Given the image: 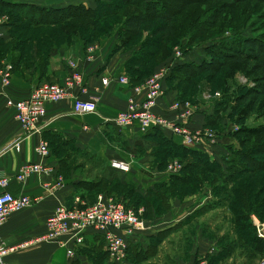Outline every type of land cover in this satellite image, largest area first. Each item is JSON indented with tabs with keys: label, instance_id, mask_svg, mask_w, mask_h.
<instances>
[{
	"label": "crops",
	"instance_id": "obj_1",
	"mask_svg": "<svg viewBox=\"0 0 264 264\" xmlns=\"http://www.w3.org/2000/svg\"><path fill=\"white\" fill-rule=\"evenodd\" d=\"M17 1L55 8L71 4L95 8L97 4V0ZM120 26L116 24L93 42L86 41L81 36L69 42L65 40L63 33L60 37L48 34L50 31L56 33L58 30L62 31L64 26L61 24H45L36 18L30 23L26 21L24 29L26 34L30 31L40 34V38L28 35L23 40V53L17 55V66L8 84L3 82L0 73V177L10 178L6 190L13 195H28L38 199L33 205L12 213L0 227V238L4 244L12 248L5 256L8 262L88 264L87 255L82 249L103 243L102 236L93 230L88 231L84 244L78 248L75 245V234H67L59 239L42 238L46 232V221L57 206L62 204L72 206L77 199L90 203L96 198L95 189L84 186L85 182L92 179L85 176L81 167H71L65 163L64 150L69 146L96 157L107 167L113 159L129 163L130 170L123 174V181L135 186L142 195L158 185L166 184L168 187L171 177L181 174L182 168H169L176 158L170 159L166 166H161L157 161L154 151L160 142L155 134L142 129L139 122L121 126L115 121L118 114L127 106L130 96V92L118 82V78L125 74L129 77L135 76L128 70V61L141 47L135 38L122 37ZM10 28L7 19L0 26V40L4 41L3 43L10 39ZM91 45L95 46V50L92 58L87 59L88 47ZM12 57L10 53L5 57L0 52V70L5 63H12ZM67 57H75L81 64L80 69L83 71L87 88V92L81 95L82 98L99 96L97 111L85 115L76 114L73 111L74 97L49 102L46 104L45 126L42 131L24 139L20 150L15 148L3 150L5 145L24 133L20 123L15 119L14 110L7 106V100L25 99L37 85L47 80L62 82L69 73L66 66ZM183 60H186V57ZM134 67L139 68V64L135 63ZM135 77L138 81L139 77ZM105 78L110 80L108 85L103 83ZM80 93L81 88L78 87L75 95ZM179 96V89L174 84L167 83L156 111L172 117L169 105ZM222 112L214 115L213 107H204L191 123L193 130L212 125L216 127L214 129L217 130L218 137L214 143L202 139L193 145H185L179 136L170 133H166L165 136L177 144L204 153L211 161L223 163L224 158L230 153V148L235 149L240 140L233 131L231 118ZM42 139L47 140L50 145L49 155H41L35 149ZM29 163H40L50 168V171L32 173L23 181H18L17 172L23 165ZM181 165L183 167V164ZM2 189L0 186V190ZM92 195H95L94 198ZM213 200V191L209 187L202 188L196 194L170 198L168 209H164L161 214H155L150 229L133 237L134 241L146 248L159 232L169 230L158 242L157 253L154 255L156 257L166 241L173 240L171 236L182 232L181 228L192 221L194 229L192 228V233L187 235L185 253L183 256L172 254L173 261L169 264H198L203 259H206L208 264H263L264 251L252 255L245 254L235 247L226 251L221 241L228 233L220 237L207 233L209 227L201 222V216L228 206L225 203L212 204ZM252 217L258 219L256 215ZM73 247L76 254L70 256L68 249ZM123 264L131 263L128 260Z\"/></svg>",
	"mask_w": 264,
	"mask_h": 264
},
{
	"label": "rangeland",
	"instance_id": "obj_2",
	"mask_svg": "<svg viewBox=\"0 0 264 264\" xmlns=\"http://www.w3.org/2000/svg\"><path fill=\"white\" fill-rule=\"evenodd\" d=\"M102 1L113 4V7L119 10V14L100 21L97 19L96 22H94L93 18L74 17L67 21V25L71 26H64L62 31L58 30V33L50 31L48 32L49 36L60 37L63 33L65 40H71L73 38L71 36H76L81 33V28L90 25L94 28L88 31L83 30L82 36L87 41L92 42L94 38H98L102 35L106 29L108 30L116 24L121 25L124 21V13L141 12V7L144 5V1H142V4L139 3L140 6L138 5V2H135L137 3L136 5L126 3L127 1L131 2L134 0ZM165 4L166 9H169L171 13L175 11L180 12V14H177L175 17V24L179 27V33L174 36L155 34L156 26L161 23L160 20L155 19L152 20L149 29L142 31L139 37L143 40L144 44L149 42L155 44L157 39H161L162 41L161 45L155 47L158 52L157 55L154 58H151L148 64L144 66L147 74H153V72L163 65L168 58L173 56L176 50H181L186 53V60L183 61L200 63L204 59L209 60L214 57L212 56L213 54L209 53V48L214 46L223 48L225 44H237V47L240 48V50L238 49L239 51L227 49L226 51L229 53L228 56L217 57L218 60L215 62L213 68H206L204 72L201 73L202 75L200 74L196 79L188 76L190 80L187 81L186 79L188 78L185 76L187 74L181 73V79H175L171 82V84L175 83L178 85L181 90L187 85L186 87L189 88L187 91H189L190 94L198 93V91H201L202 93L207 89L213 91L214 89H219L222 92V98L225 99V103L221 108L223 110L222 113L231 118V122L233 123L231 124L234 125L233 131L240 140L239 144L235 146V149L230 148V153L227 156L230 157V160L234 161V159H231L234 155L232 153L233 149L248 150L256 147L257 144L264 143V0H165ZM98 8L99 10H102V7L98 6ZM0 11H3L0 12V17H5L8 24L11 25L10 39L7 40L3 46H0V52L3 56L6 57L7 54L14 50L15 46V54L18 53L17 51L19 49H17V47L19 48L21 41L28 35H31L34 38H40V34H35L30 31L26 34L23 30L24 20L21 17L19 18L17 13L14 14V10L8 11L7 8H0ZM71 11L75 13H90V11H87L86 9L85 11H77L76 9H72ZM210 11H221L218 16V22L212 28L205 30V32L195 39V41L188 44L190 34L186 33V30L181 27L183 21L197 17L204 19ZM99 12L101 11H96L94 14L97 15ZM95 17L97 18V16ZM246 38L255 39L256 43L245 45L243 44V39ZM138 39L135 41L139 43ZM240 40L242 41L241 43H239ZM185 48H190V50L187 51ZM150 49L151 47L149 46H146L143 50L142 48H139L137 53L142 57H147ZM184 92L186 94L185 89ZM251 127H257V129L260 128L261 131L250 129ZM261 127L263 128L261 129ZM211 128L214 129L216 127L212 125ZM242 128L244 131H241ZM158 137L162 147H165L164 145L170 147L168 149L179 156L181 155L179 153H184L180 148L169 146L164 137ZM65 151L72 155V158L70 159L71 165L81 167L82 172L86 177L89 176L88 178H90V180L93 179L97 183L100 181V187L97 186L95 195H97L98 192L101 193L100 190L113 189V192H115L116 195L123 196L130 205L137 207L136 209H143V217L148 221L149 225H153V220L155 219L154 214H161L164 212L162 207L157 206L158 200L156 196L147 193L140 199V193L133 192L131 188L132 184L128 185V183H126V186L120 185L121 182L119 181H123V174L126 172L119 170V173H113L112 170L107 168L105 163H101L96 157L78 151L71 146L65 149ZM160 154H162V152L159 153V155ZM261 155L264 157V154ZM163 157L164 156L160 155L159 158V161L162 164L167 161L169 162V160L172 159H165ZM235 159H237V157H235ZM176 160L182 164L178 158H176ZM235 164V168L231 169V171L238 173V169H240L243 164L240 163V160H236ZM247 176L248 174H243L234 182L231 181L226 185L224 182V176H215L214 173L209 172L205 175L206 180H204L203 183L196 182L190 186V190H192L191 194H196L202 188L209 187L214 195L212 204H217V201L221 200L227 203L226 201H230L229 199H232L231 203L234 204L235 201L237 202V195L238 197L240 195V191L237 192L236 189L240 190V187L246 191L243 183L249 182ZM213 177H217L218 181H213ZM233 189L235 190L231 192ZM180 190H182V194L188 192V190L184 188ZM249 193L251 194L249 201L253 204L251 209L254 210V208H256L255 203L259 200L261 201L262 196L258 197V193L252 191H249ZM229 194L232 195L227 197ZM146 204H150L151 206L152 210L149 213ZM227 205L228 206L225 209H215L201 216V222L204 223V226H208L210 229H208L207 233L216 237L228 233V239L221 241V243L227 244L229 241H236L235 247L240 251H244L245 254H248L249 251L253 249L263 252L264 244H255L252 241H248L247 243L248 237L244 238L240 232L241 220L233 222L234 213L230 211L231 204L227 203ZM262 210L264 212V208H262ZM261 213L259 215L264 218V213H262V215ZM192 228L194 229V224L191 221L181 228L182 232L175 233L171 236V239L173 240L166 241L158 256L154 257L153 255L154 258L151 256L144 261H138L136 264H169L173 261L174 256H183L188 242L187 235L192 233ZM244 229H241L243 235L244 231L247 230L254 233L252 225H250V227H244ZM241 239L244 243H241ZM244 239H246V242ZM153 244L157 245L158 240L151 239L150 244H148L146 248L149 249ZM82 252L87 255L86 260L88 261V264L111 263L107 259L103 243H96L91 248L85 247L82 249ZM172 254L175 255L172 256Z\"/></svg>",
	"mask_w": 264,
	"mask_h": 264
},
{
	"label": "built area",
	"instance_id": "obj_3",
	"mask_svg": "<svg viewBox=\"0 0 264 264\" xmlns=\"http://www.w3.org/2000/svg\"><path fill=\"white\" fill-rule=\"evenodd\" d=\"M5 21V17H0V26ZM94 50V45L88 47L87 59L92 58ZM185 55V52L176 50L167 62L139 84L132 85L127 74L118 78V82L130 92L127 106L115 119L118 125L127 126L139 122L144 130L158 128L174 136H179L185 145H193L202 139H206L209 143L216 141L218 133L215 129L207 126L200 130H193L191 123L204 110V107L212 108L214 103L222 98L221 91L207 89L196 101L175 99L169 105V110L173 113L172 117H167L156 111L159 100L164 95L167 78L176 63L185 59ZM66 66L69 73L62 82L48 80L37 85L25 99L9 98L7 100V106L14 110L15 119L20 123L24 133L5 145L3 150L8 148L20 150L24 139L42 131L45 126L46 104L49 102H59L74 97L73 111L76 114L85 115L97 111L99 96L87 99L81 96L87 92V88L78 59L67 57ZM13 72L14 67L11 62L3 65L0 73L5 84L10 82ZM109 82L108 78L103 79L105 85H108ZM78 87L81 88V93L75 95V90ZM35 149L44 156L51 153L50 145L45 139H42ZM110 165L116 170L124 172L130 170V164L120 159H113ZM169 168L181 169L182 165L175 160L169 165ZM42 171H50V168L40 163L25 164L17 172L16 179L23 181L30 174ZM9 182L10 178L0 177V186L3 187L0 190V227L6 223L12 213L19 212L38 201L37 198L28 195H13L6 190ZM127 204L126 201L120 200L114 194L101 192L90 203L77 199L72 206L59 205L55 212L48 217L45 224L46 232L42 238L59 239L67 234H75V245L78 248L84 244L88 231L93 230L102 236L110 261L122 264L127 258L128 247L130 241L134 239L133 237L151 227L143 217V209H136ZM254 221L258 236L264 239V223L258 219H254ZM11 250L12 248L4 244L0 238V264H14L5 260L6 254ZM68 254L75 255V247L68 249ZM198 264H208V261L203 259Z\"/></svg>",
	"mask_w": 264,
	"mask_h": 264
},
{
	"label": "trees",
	"instance_id": "obj_4",
	"mask_svg": "<svg viewBox=\"0 0 264 264\" xmlns=\"http://www.w3.org/2000/svg\"><path fill=\"white\" fill-rule=\"evenodd\" d=\"M142 1H144V5H143V7H141L142 8L141 12H136V13L126 12L123 14L124 21L119 28V31H120L122 37H124L126 39L127 38H135V39L140 38L139 36L142 33V31L149 29L151 27L152 20H154V19L161 21V23L159 25H157L155 28V34H157V35L163 34L164 36H174V35L179 33V31H178L179 27H178V25L176 26V24H175V17L177 16V14H180L179 11H175V12L171 13L169 11V9H166L165 0H134L131 2L127 1L126 3L136 5L137 3H135V2H138V5H139V3L142 4ZM0 6L7 8L8 11L14 10L13 11V12H15L14 14L17 13L19 18L20 17L23 18L24 29L26 27V21H28L30 23L31 21H34L35 18L39 19L41 22H43L45 24H61L63 26L68 27L71 25H67V21L70 20L71 18H74V17L93 18L94 22H96L97 19H99V21H100V20H103V19H106V18H109L111 16H115V15L119 14V10H117L115 7H113V4H111L109 2H103L102 0H97V7H95V8L86 7L83 4H71V5H67L64 7H58V8L42 7V6H39L35 3L19 2L17 0H0ZM98 6L102 7V10H99ZM72 9H76L77 11H85V9H86L87 11H90V13L89 14H85L84 12L83 13H81V12L75 13V12L71 11ZM96 11L97 12L101 11V12H99V14L96 15V14H94V12H96ZM220 12L221 11H210L209 14L204 17V19H202L201 17H197L194 19L191 18L189 20L183 21L181 27H183L186 30V33L190 34V39H189L188 44L195 41V39H197L201 34H203L205 32V30L215 26L216 23L218 22V16H219ZM95 16H97V18ZM92 28H94V27L90 26V25H88V26L86 25L85 27L81 28V33L79 35L77 34L76 36H71V37L75 38L77 36H81L84 39V37L82 36L83 30L88 31V30H92ZM108 30L106 29V31H108ZM106 31H104V32H106ZM98 38L96 37V38H94V40H96ZM23 40L21 41L19 48L17 47V49H19L17 52L20 53V55L23 53V50H24L23 43H22ZM71 40L68 39L66 41L70 42ZM94 40H92V42ZM138 40H139V43L141 44L140 48H142V50L144 48H146V46L151 47V49L149 50V52L147 54L149 57L148 56L142 57V56H140L139 53H136L128 61V70L130 72L134 73L135 76L139 77L138 81H136L135 76H133V75L130 76V80H131L132 85H136V84L143 82L144 79L151 74V73L147 74V71H145L144 66H146L148 64V62L151 60V58H154L157 55L158 52H157V49L155 47L162 44L161 39H157L155 41V44L154 43L152 44L150 42L144 44V42H143V40H141V38ZM3 42L4 41L0 40V46H3V44H4ZM89 42H91V41H89ZM241 42L242 41L240 40L239 43H241ZM251 43H256L255 39H251V38L243 39V44L248 45ZM227 49H230V50L232 49L235 51H237L238 49L240 50V48L237 47V44L236 45L225 44L223 48H219V46H214L212 48H209V51H210L209 53L213 54L212 56H214L213 58H210L209 60L204 59L200 63H190V61H183V60L182 61L184 63L181 61L177 62L176 65L173 67V69L170 73V76L167 78L165 85H167V83H169V82L170 83L173 82V80H175V79H181V77H182L181 73L187 74V75H185L187 78H188V76H191L195 79L198 78L200 76V74L204 72V70L206 68H213V66L215 65V62H217V60H218L217 57L228 56L229 53H227L228 52V51H226ZM15 50H16V46L14 47V50L10 52V54H12V56H13L12 57V64H13L14 70L17 66V60L16 59H17V55H18V53L15 54V52H16ZM185 50L188 51V50H190V48H185ZM170 58H168L165 62H167ZM214 58H216V59H214ZM135 63L139 64V68L134 67ZM186 80L188 81L190 79L188 78ZM174 86L177 89H179V86L176 85L175 83H174ZM186 86L187 85H185V87H184L186 94L184 92V89L183 90L179 89L180 96L176 99L196 101L197 99H199L201 97V95H202L201 91H198V93H195V94H190V92L187 91V89H189V88H187ZM215 90H219V89H214V91ZM224 103H225L224 98H221L220 100H217L214 103V105H213V109H214L213 114L214 115L217 112L220 113L221 111H223L221 108H222ZM262 128L263 127H261V129ZM250 129L261 131L260 128L257 129V127H251ZM241 131H244V129L242 128ZM148 133L155 134L157 136V139L159 142H160V140H159L158 136L164 137L166 143L169 146L180 148L184 152V153H179V154H181L180 156L175 154V153H172L168 149L170 147H167L166 145H164L165 147H162L161 142L159 143L160 144L159 147L156 148L154 151V153L157 155V161L158 162H160L159 158L161 155V156H164L163 158H165V159H167V158H169V159L170 158H178L183 164L181 174L172 176L171 180H170V184L168 187L166 186V184H163V185L156 186L155 189L149 190L148 194L154 195L157 197V200H158L157 206L158 207H162L163 209H168L170 198L182 197V196L191 194L192 190H190V186L196 182L203 183V181L206 180L205 175L209 172L214 173L215 176L216 175L217 176L219 175L220 177L224 176L225 177L224 182L226 183V185L229 184L231 181L234 182L235 180H237V178L239 176H241L243 174H248L247 178L249 179L248 180L249 182L243 183L244 187L246 188V191L243 188L239 187L240 190L236 189L237 192L240 191L239 197L237 195V202L235 201V203L233 202L234 204H232L231 203L232 199H229V198L228 199L230 201H226V202L228 204H231L230 211L234 213L233 222L241 220L240 232H241L242 236H244V238L248 237L247 243H248V241H252L255 244H264V239L258 236L257 227H256L255 221L252 217L253 215H256L259 220L264 221V218H262L259 215L261 212L264 213L262 210V208H264V157H262V155H261V154H264V143L257 144L256 147L250 148L248 150L247 149L233 150L232 153L234 155L232 154L233 157L231 159H234V161L230 160V157H227V158L225 157L223 160V163H221L218 161H211L209 159V157L207 155H205L204 153H201L199 151H195V150L190 149L184 145H180V144H177V143L169 140L168 137L165 136L167 132H165L161 129L152 128V129L148 130ZM76 150H78V149H76ZM161 152H162V154L159 155V153H161ZM83 153H85V152H83ZM64 155L66 156L65 163L72 167L73 165H71V163H70V159L72 158V155H70V153L66 152L65 150H64ZM235 157H237V159H235ZM184 160H187V161H184ZM236 160H240V163L243 164V166L240 169H238V173L231 171V169L235 168ZM167 164H168V161L163 163V164L160 163L161 166H166ZM107 168L113 169L110 164ZM114 170H116V169H114ZM114 170H113V173H118ZM199 170H200V172H199ZM213 181L217 182L218 178L213 177ZM99 182L100 181H98V183H97L96 181H94L92 179L91 181L85 182L84 186L86 188H90V189L92 188V189H95V191H97L96 190L97 186L100 187ZM119 182H121L120 185L126 186L125 185L126 183H124L122 180ZM128 185H131V184H128ZM103 187H105V186H103ZM131 188H132L133 192L135 191V193L136 192L138 193V190L136 189L135 186L132 185ZM182 188L187 189L188 192L182 194V190H180ZM234 190L235 189H233L231 192H233ZM100 191L104 192V193L116 195L115 192H113V189L100 190ZM249 191H252L254 193H258V197L262 196L261 201L259 200L257 203H255L256 208H254V210L251 209L253 207V204L251 201H249V198H251V194L249 193ZM98 193H100V192H98ZM231 195L232 194H229V195H227V197H230ZM116 196L120 200L126 201L123 198V196H118V195H116ZM139 196L141 199V198H143L144 195L140 194ZM126 202L128 203L127 205L133 206V205H130L128 201H126ZM217 202L218 203H225V201H223V200L217 201ZM227 203H225V204H227ZM146 206H147L148 213L151 212L152 209H151L150 204H146ZM133 207H135V206H133ZM135 208H137V207H135ZM262 213H261V215H262ZM250 225H252V227L254 229V233L247 230V231H244V235H243L241 229L243 230L244 227H247V226L250 227ZM244 230H246V229H244ZM168 231L169 230L161 231L156 236H154L152 239H157L159 242L162 240L163 237L166 236V234H168L167 233ZM227 239H228V234H226L222 238V241H225ZM244 241L246 242V239H244ZM241 243H244L243 240ZM223 244L225 246L224 249L227 251L228 249L235 247L236 241H233V242L229 241L227 244H225V243H223ZM103 245H104V242H103ZM157 245L153 244L148 249V248H144V247H141L140 245L136 244L134 239L131 240L130 245L128 247V255H127V258L124 262L129 260L131 264H136L138 261H144V260L148 259L149 257H151L157 253ZM258 252H260V251L257 249L256 250L253 249V250L249 251L248 254L252 255V254H255ZM106 254L108 256L107 251H106ZM109 262H111V261L109 260ZM108 264H115V263L111 262Z\"/></svg>",
	"mask_w": 264,
	"mask_h": 264
}]
</instances>
